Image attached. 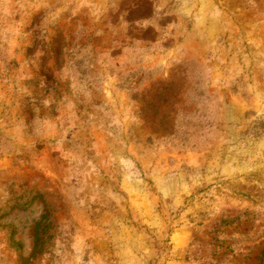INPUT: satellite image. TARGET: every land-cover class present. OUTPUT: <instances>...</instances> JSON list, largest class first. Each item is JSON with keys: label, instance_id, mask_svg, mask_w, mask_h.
I'll use <instances>...</instances> for the list:
<instances>
[{"label": "rangeland", "instance_id": "1", "mask_svg": "<svg viewBox=\"0 0 264 264\" xmlns=\"http://www.w3.org/2000/svg\"><path fill=\"white\" fill-rule=\"evenodd\" d=\"M0 264H264V0H0Z\"/></svg>", "mask_w": 264, "mask_h": 264}]
</instances>
